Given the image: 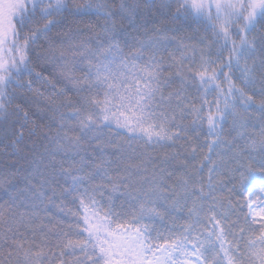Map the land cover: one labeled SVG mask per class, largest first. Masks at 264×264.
<instances>
[{"label": "snow or ice", "instance_id": "obj_1", "mask_svg": "<svg viewBox=\"0 0 264 264\" xmlns=\"http://www.w3.org/2000/svg\"><path fill=\"white\" fill-rule=\"evenodd\" d=\"M0 151V264H264V0H0Z\"/></svg>", "mask_w": 264, "mask_h": 264}, {"label": "trees", "instance_id": "obj_2", "mask_svg": "<svg viewBox=\"0 0 264 264\" xmlns=\"http://www.w3.org/2000/svg\"><path fill=\"white\" fill-rule=\"evenodd\" d=\"M157 2H159V0H157ZM101 24H103V20L98 19L97 16L95 15H89L87 17H84L83 19L80 17H75L68 22V24L65 26L63 31L68 32L69 29H71L72 31L81 30V31L87 32L88 25L99 26ZM151 26L152 25H149V27ZM161 27L170 29L172 31H176L178 36L188 37V36L193 35V32L189 28L181 27L180 25L165 24V25H161ZM129 43H132L131 39H129ZM40 142L42 141H38V143ZM21 147L24 148V152H21L17 156H13L12 158L19 161L16 164V167L24 166L26 168L28 166V160L31 158L30 154H28V148L30 147V145L26 141L24 144L21 145ZM9 151H11V149H9ZM5 159H6L5 154L2 151H0V162H4ZM253 175L257 177L256 179L257 184H259L261 180H264V174L260 172H255L253 173ZM21 186H23L22 182H21ZM225 191H227V189H225ZM236 198L239 199V197H236ZM4 199H6V197L4 196L2 192H0V203H2ZM156 226L161 227L159 222H157Z\"/></svg>", "mask_w": 264, "mask_h": 264}]
</instances>
